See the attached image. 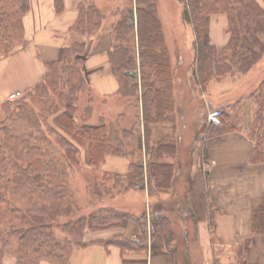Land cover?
I'll list each match as a JSON object with an SVG mask.
<instances>
[{
    "label": "trees",
    "instance_id": "trees-1",
    "mask_svg": "<svg viewBox=\"0 0 264 264\" xmlns=\"http://www.w3.org/2000/svg\"><path fill=\"white\" fill-rule=\"evenodd\" d=\"M179 1L184 4L183 21L193 26L194 59L189 70L196 87H200L201 91L212 79L220 80L236 73L247 75L261 60L264 55V10L255 0ZM56 6L60 10L59 3ZM29 7L30 0H0V58L22 45V20ZM131 9L130 6L122 10L112 28L113 45L109 59L118 81V94L123 96L128 95L130 88L138 92L137 80L131 74L135 70L136 57L139 61L145 152L150 157L145 173L149 196L153 198L157 193H171L176 180V165L163 161L165 156L173 159L177 153L175 130L171 124L168 130L170 134L163 133L159 125L171 123L173 119L174 73L181 71L172 72L169 52L157 16V0H135V21L131 19ZM218 14H224L228 22L229 39L221 48L205 43L206 20ZM102 20L103 15L96 7L80 6L77 22L71 30L76 39L63 48L60 60L46 65L44 80L28 91L25 98L23 96L5 103L7 110L13 107L15 113L22 115L23 121L34 131L30 130L29 134L22 136L16 135L10 131L9 121L0 120V264L8 258L6 250L10 242L15 245V250L10 253L15 259L14 264H40L41 261L66 264L75 248L86 245L83 241L86 230L125 228L131 220L137 221L141 227L145 211L142 197L139 196L140 200L131 209L127 203L124 204L127 207L121 208L117 202V198L122 195L127 197L129 192L133 195L141 192L144 186V169L140 162L142 149L138 146L141 137L133 138L132 132H120L104 123L94 127H78L72 119L78 95L91 91L82 69L87 53L86 38L93 32L96 36ZM128 83L131 85L128 86ZM262 89L264 78L253 91L246 93L257 94L261 98ZM48 93L55 98V105L49 107V113L43 111V108H32L29 100L34 95L40 94L45 98ZM241 99L237 98L236 102H241ZM259 109L252 121V129L249 130L251 133L256 132L250 138L254 144L249 157L251 163H264V107L260 105ZM88 114L89 110L86 111L85 119ZM41 123L47 131L40 129ZM221 128L211 129L210 133L214 134L213 137L239 133V128L231 123L227 115L221 120ZM48 130L65 143L68 161L61 164L65 165L64 169L71 171L77 168L75 158L81 149L87 153L85 167L95 171L100 170L106 156L129 158L137 154L136 161L130 162L124 176L94 175L96 188L103 194L97 202L94 201L99 213L72 218L65 201L66 184L61 179L57 181L56 164L46 157L40 145L39 137L47 138ZM153 131L157 138L154 139L155 144L150 146ZM128 139L135 141L132 150L131 140ZM105 196L108 202L104 204L102 197ZM185 204L176 201L168 207L175 209L178 206L185 211ZM259 217L257 214L255 218ZM152 218V230L154 233H165L169 246L173 240L172 231L165 229L167 220L159 216ZM57 232L65 234V239H60ZM67 234L70 235L67 237ZM136 241L115 237L103 244L106 247L118 246L127 251L144 249L145 231L141 228Z\"/></svg>",
    "mask_w": 264,
    "mask_h": 264
},
{
    "label": "crops",
    "instance_id": "crops-1",
    "mask_svg": "<svg viewBox=\"0 0 264 264\" xmlns=\"http://www.w3.org/2000/svg\"><path fill=\"white\" fill-rule=\"evenodd\" d=\"M124 2L131 6L135 21V0H30L29 10L22 20L23 45L0 61V68L6 69L2 76L9 78L5 80L6 91L27 93L43 81L46 65L60 60L63 48L76 39L71 30L77 22L79 7L91 6L101 12L103 20L96 36L92 31L93 34L86 38L84 74L95 96L115 97L119 86L109 51L113 45L112 28L122 11L119 7ZM160 11L157 6L169 51L176 50V45L170 44L168 36L172 37V33L177 31V25L183 41L182 49L177 51L192 58L194 53L190 39L193 40V33L189 34L177 22L166 33ZM226 27L224 15L208 17L205 23L207 42L218 48L223 47L227 42ZM179 64L182 67V63ZM238 78L212 79L206 88L207 97L220 99L223 94H218L230 88L231 81ZM2 92L0 97L9 95ZM201 96L207 99L204 94ZM209 102L213 101L207 99L205 104ZM192 105L182 110L181 124L183 118L186 122H193L195 116L204 114L202 107ZM190 143L189 152L192 154L187 157V164L182 158L185 147L182 148L178 141L175 157L163 158V161L176 165V180L171 193H157L151 198L146 177L141 192L134 195L129 192V198L140 196L145 203L141 227L137 221L131 220L125 228L114 227L86 233L83 238L86 245L75 248L66 264H264V163L250 162L253 142L244 133H226L206 140L195 136ZM121 159L106 157L103 172L124 176L128 162ZM204 161L205 164L212 163L206 171L201 170ZM176 201L186 203L187 210L178 206L175 209L168 207ZM158 205L161 207L158 208ZM257 214L260 216L258 219L255 218ZM152 216L167 220L165 229L172 231L173 240L169 246L165 233H154L152 230ZM140 228L145 231L144 249L127 251L103 244L115 237L137 242ZM184 229L190 232L184 233ZM40 264L55 263L41 261Z\"/></svg>",
    "mask_w": 264,
    "mask_h": 264
},
{
    "label": "rangeland",
    "instance_id": "rangeland-1",
    "mask_svg": "<svg viewBox=\"0 0 264 264\" xmlns=\"http://www.w3.org/2000/svg\"><path fill=\"white\" fill-rule=\"evenodd\" d=\"M257 5L260 6L264 10V0H255ZM132 5V4H131ZM157 6L162 11L159 12L161 16V20L164 25L165 32L167 33L170 29V26H175L176 22L186 28L187 32L191 34L193 33V40L190 39L191 48L194 47L195 37H194V31L193 26L191 24H187L183 21L182 18V11L184 4L181 3L179 0H157ZM129 7V4L123 3L121 7H119V10H124ZM120 14V13H119ZM220 15V14H218ZM224 15V14H221ZM158 16V13H157ZM164 16V17H163ZM225 16V15H224ZM226 17V16H225ZM179 20V21H178ZM227 21V18H226ZM177 31L172 33L168 36L170 38L169 41L171 45H176V50L169 51L166 43L165 46L169 52L170 61L172 64V72H176V70H180L181 72L174 73L175 77V90H174V115L173 119L171 120V123H168L166 125H159V127H162L163 133L170 134V125L173 124L172 128L175 130L173 133L176 136V140L180 144L182 148H184L183 153V159L186 161L185 164L188 163L187 157L192 154L190 150L189 143L193 138L196 136L198 138L199 136L202 137V140H206L210 137H213L214 134H211L210 132L212 130H221V120L223 116L227 115L230 117L231 123H233L236 128H239V133H244L249 139L256 135V132H249V130L252 129L253 122L255 120V114L260 110V105L264 107V89L261 91V98L258 97L257 94H247L246 92H251L255 87H257L259 81L264 78V55L262 56L261 60L252 68L251 71L247 73V75H242L240 73H236L232 76H228L226 78H232V77H239L238 80L231 81L232 85L230 88L222 92L221 94H218V96H223L219 98H208L206 94V88L208 84L211 82H208L206 85L204 91L200 90V87L197 88V84L195 83V80L192 78L191 69L189 70L190 65L193 63L194 54L191 58V55L188 57L181 54L179 49H182V36L181 31L177 27ZM228 28V22L226 27V35H227V41L229 39V35L227 32ZM179 29V30H178ZM164 36V35H163ZM165 41V40H164ZM205 43L209 44L207 42V38L205 39ZM227 43V42H226ZM23 45V43H22ZM21 45V46H22ZM211 45V44H209ZM20 46V47H21ZM225 46V45H224ZM20 47L14 49L12 52L7 54L6 56H3L0 58V61L5 59L6 57L10 56L13 52H15ZM218 48V47H217ZM110 52V51H109ZM179 54V57L178 55ZM183 56V60H182ZM181 57V58H180ZM192 60V61H191ZM179 63H182V67ZM135 64V70L133 72L137 73V78H133L137 80L138 83V92H133V90L130 88V91H128L127 96H123L118 94L116 92L115 97L111 98H101L98 96H95L94 93L87 90L81 94L78 95V100L76 102V109L75 112L72 114V119L75 121L76 125L78 127L84 126V127H94L100 125V123H104L105 125L110 124L111 127L118 129L120 132H132L133 138L139 136L141 137L142 142V153L140 155V162L144 169V182L146 177V165L147 162L150 161V157L146 156L145 152V143H144V132H143V121H142V99H141V90H140V73H139V61L136 57ZM176 67H175V66ZM180 67H179V66ZM175 67V68H174ZM186 68V69H185ZM83 73H84V67ZM6 69L0 68V94H3L2 91H5L9 94H12L14 92L6 91L5 87L7 86L5 84V80H9L8 77L4 79L2 76V73H4ZM88 86L89 85V82ZM17 85V83H16ZM23 85H25L23 83ZM131 85L128 83V86ZM15 86V83L12 87ZM119 86V85H118ZM193 86V87H192ZM119 88V87H118ZM4 92V93H5ZM91 92V93H90ZM245 92L244 94H241ZM195 93V96H194ZM24 98L25 94L24 93ZM202 94L207 97L210 101L208 104L206 103V100L202 98ZM249 95V96H248ZM248 96V97H247ZM195 97V98H193ZM210 97V96H209ZM242 97L241 102H236L237 98ZM55 99L52 95L48 93V97L41 96L40 94H36L33 96L32 99L29 100L32 108L38 109L43 108V111L50 112L49 107L51 105H55V102L53 101ZM219 101L221 103H219ZM7 103L6 98L0 97V120L6 119L7 122L9 121V129L13 134L16 135H25L29 134L30 130L34 131V129L30 128V125H28L25 121H23V116L20 114L15 113L16 111L13 110V107H11L10 110L6 109ZM193 103V107H202L204 109V114L193 116V122H186V119L183 118L182 124L180 123V118L183 115L181 112L184 110V107L189 108L190 104ZM234 103V104H233ZM237 103V104H235ZM4 104V105H3ZM214 104V105H213ZM89 110V114L87 116V119H85L86 111ZM211 110H220L221 115L219 116V119L215 123H209L207 120L208 114ZM178 112V114L176 113ZM50 122V121H49ZM43 123L40 125V129H44L47 131V129L43 128ZM212 129V130H211ZM156 130V129H155ZM154 130V131H155ZM211 130V131H210ZM153 131L152 134V141L150 144L154 145L157 137L154 135L155 132ZM47 138L39 137L40 138V145L46 152V157L50 159L53 163L56 164V176L58 177L57 181H60V179L66 184L67 190L65 193L66 196V204L70 209V213L72 215V218H82L87 217L91 214L99 213V211L96 209V204L94 203L101 198L103 194L99 193V188H96V181L94 175H106V174H116L111 172H103L102 167L100 170H94L90 168L85 167V153L86 151L84 149L80 150V153L78 156H76L75 160L78 162L77 168L73 169H64L63 167L65 165H62V162H65L67 159L66 155V147L65 143L61 142L58 138L55 137L54 134L48 130L46 132ZM173 134V136H174ZM131 140V139H128ZM251 140V139H250ZM252 141V140H251ZM191 144V143H190ZM131 149H133L135 145V141L131 140ZM47 146V147H46ZM51 150V151H50ZM129 150V149H128ZM127 150V151H128ZM87 154V153H86ZM108 157H115V156H106ZM105 157V158H106ZM122 158L121 160H126L128 162V169L126 173L129 170L130 162H135L137 159V154H134L133 157L125 158V157H117ZM182 159V160H183ZM105 162V159H104ZM104 162L102 165H104ZM201 170H206L205 167V161L202 163ZM76 171V172H74ZM119 175V174H117ZM123 176V175H119ZM84 178V181H83ZM147 182V179H146ZM109 185V184H108ZM85 186L87 189H85ZM100 186V185H99ZM103 190V189H101ZM104 191V190H103ZM105 192V191H104ZM101 194V195H99ZM127 194V192H126ZM100 196V197H99ZM96 198V199H94ZM139 198H129V195L127 197H124L123 195L120 198H117V202L121 205L119 207L125 208L128 206L133 208V205L138 203ZM140 200V199H139ZM102 201L104 204L108 202V197H102ZM127 203V206L124 204ZM74 219V220H75ZM61 221V222H66ZM93 233V231L86 230L84 232V235L86 233ZM190 232V230L184 229V233ZM64 234V233H63ZM60 239H65V234L61 235L60 233H56ZM70 234H67V237ZM74 235V234H71ZM15 250V245L10 242V247L6 250V259H4L3 264H14L15 259L13 258L12 251ZM12 257H9V256Z\"/></svg>",
    "mask_w": 264,
    "mask_h": 264
},
{
    "label": "built area",
    "instance_id": "built-area-1",
    "mask_svg": "<svg viewBox=\"0 0 264 264\" xmlns=\"http://www.w3.org/2000/svg\"><path fill=\"white\" fill-rule=\"evenodd\" d=\"M19 96H20L19 93L12 94L8 97V100H14V99L18 98ZM219 116H220V112H218V111L211 112L208 116V119L210 122L215 123L218 121Z\"/></svg>",
    "mask_w": 264,
    "mask_h": 264
},
{
    "label": "water",
    "instance_id": "water-1",
    "mask_svg": "<svg viewBox=\"0 0 264 264\" xmlns=\"http://www.w3.org/2000/svg\"><path fill=\"white\" fill-rule=\"evenodd\" d=\"M131 13V16H132V18H133V12L131 11L130 12ZM132 78H137V73H133L132 74ZM142 145H141V141L139 140V147H141Z\"/></svg>",
    "mask_w": 264,
    "mask_h": 264
}]
</instances>
